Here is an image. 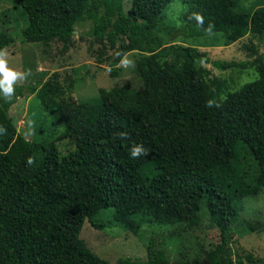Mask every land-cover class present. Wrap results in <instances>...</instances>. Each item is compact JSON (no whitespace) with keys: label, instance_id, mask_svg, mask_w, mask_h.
Listing matches in <instances>:
<instances>
[{"label":"trees","instance_id":"obj_1","mask_svg":"<svg viewBox=\"0 0 264 264\" xmlns=\"http://www.w3.org/2000/svg\"><path fill=\"white\" fill-rule=\"evenodd\" d=\"M171 1L129 0L124 10L123 0H15L25 14L22 42L65 48L76 26L90 21L86 33L98 57L111 51L108 76L117 77V64L135 52L141 87L99 88V103H77L72 88L63 92L52 75L23 85L8 101L0 94V264H109L78 238L83 220L100 229V214L110 210L112 223L124 229L132 222L165 225L169 217L161 219L159 209L185 201L194 204L191 229L205 215L218 232L219 243L204 259L233 264L228 243L239 202L264 189V60L251 42L242 47L256 56L252 63L211 61L198 47L162 43L156 32ZM237 2L188 0L173 36L218 34L222 45L264 37V6L238 13ZM207 65L252 68L256 77L227 91ZM26 94L62 127L58 145L73 150L59 155L54 141L30 142L17 132L8 109ZM137 145L148 155L133 159ZM114 264L170 263L148 241L143 260Z\"/></svg>","mask_w":264,"mask_h":264},{"label":"rangeland","instance_id":"obj_2","mask_svg":"<svg viewBox=\"0 0 264 264\" xmlns=\"http://www.w3.org/2000/svg\"><path fill=\"white\" fill-rule=\"evenodd\" d=\"M188 0H172L162 12V24L156 35L162 43L173 42L179 45L198 47L207 53L211 61H235L252 63L250 55L243 45L250 42L256 46L257 52L264 60V37L261 39L244 36L229 45H222L218 34H207L199 38L182 39L173 35L179 28L178 18L186 8ZM264 6V0H238L235 12L250 13L257 7ZM129 7V0H123L124 10ZM26 20L23 10L15 4V0H0V43L5 44L0 50L7 51V66L17 72H30L27 79L14 85L17 89L31 83H42L52 75L57 77L61 90H67L77 103L97 104L99 88L110 89L124 85L131 89H139L141 82L134 70L135 52L126 54L133 66L117 64V77L108 76L107 61L111 51L98 57L99 47L93 43L86 33L90 21L76 26L71 40L65 48L58 43L41 45L25 43L21 40L20 31L25 27ZM171 32V33H170ZM9 37V39H8ZM125 56V55H124ZM123 56V58H124ZM98 57V58H96ZM122 58V59H123ZM96 59H100L96 61ZM211 77L219 79L227 91L237 89L244 83L252 81L256 75L252 68L218 70L210 65L205 66ZM251 67V66H250ZM70 87V88H67ZM17 132L26 140L35 143L54 141L59 155H65L73 147L57 141L62 131L58 124H52L47 113L43 112L39 101L34 95L26 94L13 98L8 109ZM153 172L147 173L151 176ZM241 210L233 220L228 243V254L233 264H264V189L253 197H245L240 202ZM192 201L179 203L173 209H159L158 216L169 217V224L147 225L132 222V227L124 229L111 221L110 210L102 212L99 220L104 224L100 229H94L87 220H83L78 238L99 258L114 264L123 258L143 260L145 246L151 241L155 248L162 250L170 264L197 260L203 261L204 253L212 250L219 243L216 229L211 227L205 215L199 224L191 229L188 219L193 211ZM136 220V219H135ZM136 226V227H135ZM249 226L253 230H250ZM136 232L133 233L132 230ZM249 258V261L245 259Z\"/></svg>","mask_w":264,"mask_h":264},{"label":"clouds","instance_id":"obj_3","mask_svg":"<svg viewBox=\"0 0 264 264\" xmlns=\"http://www.w3.org/2000/svg\"><path fill=\"white\" fill-rule=\"evenodd\" d=\"M200 19V17H197ZM7 51L3 50L0 51V94H2L3 98L8 101L10 100L14 94L15 89L14 85L21 80L27 79V76L30 75V72H17L12 69H10L7 66ZM121 66L130 67L133 66V62L128 59V57L125 55L123 59H121ZM3 129H0V132H3ZM120 138L126 139L127 135L124 133L120 134ZM130 155L133 159L140 158L142 156L148 155L147 150L143 147V145H137L133 147L130 151ZM29 164L33 163V159L29 158L28 160Z\"/></svg>","mask_w":264,"mask_h":264},{"label":"water","instance_id":"obj_4","mask_svg":"<svg viewBox=\"0 0 264 264\" xmlns=\"http://www.w3.org/2000/svg\"><path fill=\"white\" fill-rule=\"evenodd\" d=\"M199 264H206V262H205V261H203V262H201V263H199Z\"/></svg>","mask_w":264,"mask_h":264}]
</instances>
